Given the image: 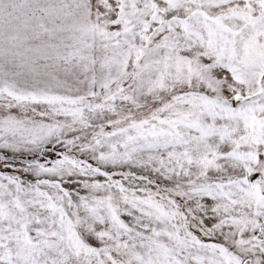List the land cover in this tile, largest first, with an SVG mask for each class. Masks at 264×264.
<instances>
[{"label":"snow or ice","instance_id":"6c2138e0","mask_svg":"<svg viewBox=\"0 0 264 264\" xmlns=\"http://www.w3.org/2000/svg\"><path fill=\"white\" fill-rule=\"evenodd\" d=\"M0 264H264V0H0Z\"/></svg>","mask_w":264,"mask_h":264}]
</instances>
